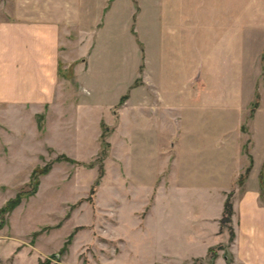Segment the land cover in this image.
I'll list each match as a JSON object with an SVG mask.
<instances>
[{
	"label": "crops",
	"instance_id": "0c3cea01",
	"mask_svg": "<svg viewBox=\"0 0 264 264\" xmlns=\"http://www.w3.org/2000/svg\"><path fill=\"white\" fill-rule=\"evenodd\" d=\"M118 1L0 0V104L42 107L61 98L60 63L72 64L75 75L81 61L87 68L85 54L77 49L83 44L86 53L91 41L93 47L97 30ZM156 1L160 29L173 55V79L160 71L156 81L144 62L143 96L132 104L135 119L130 117V184L146 185L144 213L153 222L152 229L141 220L133 228L151 233L155 253L148 264H191L204 258L212 264H264L259 178L264 161V0ZM200 23L206 24L211 41L202 60ZM248 54L256 66L254 85L262 88L255 90L259 104L251 116V95L240 100V93L231 98L209 91L227 84L216 85L210 75L215 57L238 55L233 63L240 70ZM239 108L247 111L239 115ZM118 115L110 135L121 123ZM133 120L137 127H131ZM134 154L142 155V162H135ZM133 187L130 196L139 190ZM228 195L232 213L222 224ZM118 257L105 262L117 264Z\"/></svg>",
	"mask_w": 264,
	"mask_h": 264
},
{
	"label": "rangeland",
	"instance_id": "374dc122",
	"mask_svg": "<svg viewBox=\"0 0 264 264\" xmlns=\"http://www.w3.org/2000/svg\"><path fill=\"white\" fill-rule=\"evenodd\" d=\"M103 22L93 47L92 41L87 45L89 55L83 52V44L77 49L87 58L86 69L81 61L75 75L72 64L60 63L61 98L42 107L0 104V209L16 193L31 187L34 168L49 165L47 172L38 175L34 193L0 212V264H38L40 258L52 254L49 264H106L115 255L119 256L117 264L154 260L151 233L133 228L141 220L152 229L153 220L144 213L146 185L134 184L139 190L130 196V117L135 119L132 104L143 96L144 62L156 81L160 71L167 72L169 81L173 79V55L160 29L156 0H119ZM205 27L200 23V60L205 56L204 46L211 42ZM220 56L215 57L210 75L216 85L227 84L209 91L231 98L240 93V100L254 98V91L262 88L254 85L256 66L251 56L242 58L246 60L240 70L233 63L235 58L238 62V55ZM261 68L264 71V62ZM257 81L259 84V78ZM127 98V106L121 107ZM231 111L235 113L233 108ZM246 111L239 108L238 113ZM119 112L121 123L110 135ZM132 123V128L137 127V121ZM104 128L109 145L102 154L100 133ZM132 156L135 162H142V155ZM100 166L103 172L92 190ZM138 207L141 209L134 213ZM79 225L62 249L64 240ZM191 264L212 263L204 258Z\"/></svg>",
	"mask_w": 264,
	"mask_h": 264
},
{
	"label": "trees",
	"instance_id": "16d2710c",
	"mask_svg": "<svg viewBox=\"0 0 264 264\" xmlns=\"http://www.w3.org/2000/svg\"><path fill=\"white\" fill-rule=\"evenodd\" d=\"M262 59L264 60V50H263V53H262ZM140 68H141V65H140ZM123 98V96H121V99ZM259 104V93L257 91H255V94H254V98L252 99V101L250 102V110H249V115L251 116L252 113L254 112V110L256 109V107L258 106ZM102 125L103 122L101 121ZM106 127V126H105ZM107 128L103 129L100 133V137H101V142H102V148H101V152L102 154H105L106 152V147L109 145V142L107 140H105V135H107ZM65 159H68V160H73L71 158H68V156H63ZM49 169V165H45L43 166L42 168H34L32 171H31V176H30V181H29V184H30V188L27 189V190H24L22 192H18L16 193V195L12 198H10L3 207H1L0 209V212H3L5 210L9 211L10 209H12L16 204H18L20 202V199L22 196H27L28 194H32L36 191L37 189V186H38V175L39 174H42V173H45L47 172ZM250 169V165L248 164L244 170V172L242 174H240L239 178H238V182H241L243 180V178L246 176V174L248 173ZM102 172H103V167L100 166V171H99V174L96 178V180L93 182V186H92V190L93 188H95L97 185H98V182H99V177L102 175ZM259 178H260V194L261 196L263 197L264 199V161H263V165H262V168L260 170V173H259ZM231 213H232V204H231V201H230V197L229 195L226 197L225 201H224V209H223V215L221 217V222L222 224L223 223H227L230 221V216H231ZM2 223H0V226H1ZM80 227L79 226H75L74 229L72 230V232L67 236V238L64 240V245L62 247V249H65L66 246L69 244L73 234L75 233V231H77V229ZM230 228V239H232L233 237V230H232V227L231 226H228ZM55 255V254H52V256ZM51 256V257H52ZM51 257H44V258H40L38 260V264H49L50 263V258Z\"/></svg>",
	"mask_w": 264,
	"mask_h": 264
}]
</instances>
